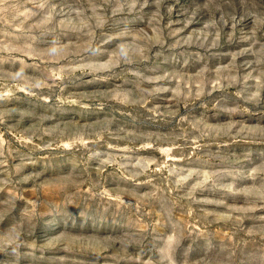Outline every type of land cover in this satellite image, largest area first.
<instances>
[{"label":"rangeland","instance_id":"rangeland-1","mask_svg":"<svg viewBox=\"0 0 264 264\" xmlns=\"http://www.w3.org/2000/svg\"><path fill=\"white\" fill-rule=\"evenodd\" d=\"M0 264H264V0H0Z\"/></svg>","mask_w":264,"mask_h":264}]
</instances>
